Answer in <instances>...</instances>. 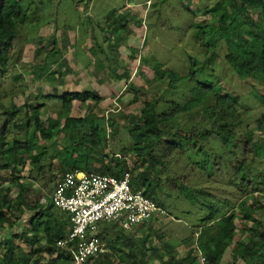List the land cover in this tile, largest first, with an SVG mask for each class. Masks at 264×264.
Listing matches in <instances>:
<instances>
[{
  "label": "trees",
  "instance_id": "obj_1",
  "mask_svg": "<svg viewBox=\"0 0 264 264\" xmlns=\"http://www.w3.org/2000/svg\"><path fill=\"white\" fill-rule=\"evenodd\" d=\"M28 3L29 0H0V65L3 69L8 67L11 59L12 49L20 34L19 25L25 23L27 18ZM237 4L234 0H226L224 4L216 1L212 6L206 5L204 11L220 8L222 39L226 40L228 46L226 61L233 70L241 78L264 82V23L253 20L247 14V7L259 8L264 13V0H237ZM52 42L57 46L56 39ZM51 52L55 53L56 47ZM190 62L187 77L196 79L195 82L192 81L189 99L183 103L174 100L169 104L166 102V106L161 103L160 97H152L144 102L139 114L130 116L127 127L133 144L127 152L134 158L132 167L126 153L116 155L115 152H106L107 135L117 134L119 125L117 119L108 118L110 130L107 134L104 117L95 113L102 96L77 89L60 94L58 87L54 86L50 93L40 94L42 101L28 104L27 110H31V118L34 120L32 134L24 139L17 137L11 141L4 140L2 144L3 162L0 163V171H10L11 181L17 187V195L10 196V187H4L0 183V234L4 233L7 224L14 227L9 214L15 216L19 210L30 211V216L27 217L29 225L20 233H10L13 231L10 230L0 239V264H73L72 250L57 245L58 240L64 238L69 231L70 214L55 206L48 195L46 205L38 201L30 203L27 197L29 188L20 175L21 166L30 157L33 168L37 170V161L43 159V153H50L41 141L56 140L57 130L61 128L65 129V138L70 139L71 144L66 146L68 151L65 154L58 155L54 152L60 161L57 165V173L61 174L59 177L74 169L108 173L117 177L130 170L133 188L142 190L163 207L167 205L163 200L165 196L174 192L186 200L202 195L203 191L196 193L194 187L188 185L196 171L207 172V178L210 179L215 173V167L218 171L227 168L231 184L237 186L243 197L231 211L218 217L216 208H208L203 204L208 212L210 209V213L201 217L202 230L199 232L193 228L190 238L199 234L197 246L205 254L207 264H224L225 254L230 257L226 258V264H264V215L259 217L256 213L257 208H264V202L260 199V196L264 198V167L261 164L264 152L260 146V140H264V112H258L255 126L251 127L252 124L246 119L250 111L248 108L241 109L239 95L216 91L212 86L215 85L213 82L204 84L203 81H197L198 63L192 59ZM42 68L43 71L38 76L48 71L46 66ZM117 70H112L117 79L129 81L130 69L125 67L121 74H117ZM153 70L155 81L168 80L166 92L176 90L183 78L175 71L165 68L158 60ZM132 90L135 91L133 101L137 102L139 93L145 91V88L141 86ZM211 95L214 103L205 104ZM51 100L58 101L61 105L57 116H49L48 122L41 121L40 108L48 105L47 101ZM87 100L94 102V110L89 115L73 116L74 102L78 101L79 106H83ZM259 100L264 104V94L260 95ZM20 114L18 109L8 110L7 121L2 124V139L6 138L9 122ZM182 118H188L192 125L183 126ZM87 125L92 130L81 134V130ZM13 126L20 130L21 124L13 122ZM214 142L221 145L219 150L212 148ZM224 148L225 151L222 152ZM189 151L202 154V158L191 166L190 163L187 164L184 171H174L172 177L168 175L171 179L167 180L166 189L161 174L170 171V167L177 165ZM228 159H237L238 162L232 172L230 169L234 167H228ZM49 161L54 163V160ZM96 162L100 164L96 165ZM53 183L54 179L46 181L45 186L49 188ZM54 188L52 186L50 191ZM223 204H228L227 200ZM161 219L162 217H156L148 220L140 227H146L151 221H162ZM151 232H154V228ZM128 233L117 222L102 223L98 236L107 244L108 249L90 257L83 264H200L194 246L180 256L174 253L175 247L165 241L162 253L157 245H148V236L143 235L138 239L135 234ZM155 233L160 238L159 231L155 230ZM18 238L24 244L18 243ZM109 247L117 256L109 251ZM45 255L47 261L40 263Z\"/></svg>",
  "mask_w": 264,
  "mask_h": 264
},
{
  "label": "rangeland",
  "instance_id": "obj_2",
  "mask_svg": "<svg viewBox=\"0 0 264 264\" xmlns=\"http://www.w3.org/2000/svg\"><path fill=\"white\" fill-rule=\"evenodd\" d=\"M216 1L224 4L226 0H29L27 18L25 23L19 25L20 34L12 49L8 67L3 69L0 65V134L2 124L7 121L8 110L21 111L14 121L9 122L6 138L0 137V163L3 162L4 140L11 141L17 137L24 139L32 134L34 120L31 118V110H27L28 104L42 101L40 94L50 93L56 86L60 94L77 89L102 96L95 113L104 117L107 134L110 130L108 118L117 119L119 125L117 134L107 135L106 152L120 155L126 153L132 167L134 158L127 152L133 144L127 127L130 116L139 114L144 102L152 97H160L161 103L166 106L173 100L183 103L189 99L192 81L195 82L196 79L187 77L191 59L198 63L197 81H203L204 84L213 82L215 85L212 86L216 91L239 95L241 109L248 108L250 111L246 119L252 124L251 127L255 126L256 115L260 111L264 112V104L259 100L260 95L264 94V82L241 78L226 61L228 46L226 40L222 39L220 8L204 11L206 5L212 6ZM234 2L237 4V0ZM247 11L253 20L264 23L262 10L247 7ZM54 38L57 46L52 42L55 41ZM55 47L56 52L52 53L51 50ZM157 60L165 68L183 77L176 90L166 92L168 80L153 79V68ZM45 66L48 71L38 76ZM125 67L131 70L129 81L117 79L116 73L112 71L117 68V74H121ZM141 86L145 91L139 93V100L134 102L135 91L132 88ZM47 102V107L43 105L40 108V119L44 122H48L49 116H57L61 107L58 101ZM212 103L214 98L211 95L205 104ZM74 104L73 116L89 115L94 110V102L91 100H87L83 106H79L78 101ZM13 122L21 124L20 130L13 126ZM181 122L183 126L192 125L188 118H182ZM91 130L92 127L87 125L81 130V134ZM65 134V129L61 128L57 130L56 140L41 141L50 153H43V159L37 161V170L33 168L32 157L21 166L20 175L29 188L27 197L30 203L38 201L45 204L47 195H51L50 189L61 175L57 173L60 161L54 152L58 155L65 154L68 151L66 146L71 144ZM260 146L264 152L263 139L260 140ZM220 147L218 142H214L212 146L214 150H219ZM186 156L177 165L171 166L170 171L161 174L166 189V182L171 179L174 171H184L187 164L190 163L191 166L202 158V154L190 151ZM49 160H54V163ZM261 160L264 167V156ZM227 164L228 167L233 165L231 172L238 166L237 159H228ZM204 173L196 171L188 182L196 193L203 191L202 195L199 194L193 200L179 197L177 192L166 195L163 200L166 201L168 215L162 217V221H151L146 227H139L131 234H138V239L143 235L148 236V245H157L162 253L165 241L173 245L174 253L180 256L194 246L200 264L206 263L202 258L205 254L197 246L199 234L194 235L193 232L194 237L190 238L193 228L199 232L202 230L200 219L207 214L210 206L216 208L218 217L231 211L243 195L236 185L231 184L227 168L218 171L215 167V173L210 179L207 178L208 173ZM168 175L171 177L168 178ZM52 179L53 185L47 188L45 182ZM0 183L4 187H10V196L17 195V187L11 181L10 171H0ZM260 199L264 202L262 196ZM225 200L228 204H223ZM256 213L263 217L264 208H257ZM9 216L14 221V227L7 224L0 239L10 230H13L10 233H20L29 225L28 210H19L15 216ZM238 224L242 226L240 221ZM152 228L154 232H151ZM155 230L159 231L160 238ZM17 242L24 244L21 238ZM227 257L228 254H225L224 264L227 263ZM46 258L45 255L40 263L46 262Z\"/></svg>",
  "mask_w": 264,
  "mask_h": 264
},
{
  "label": "built area",
  "instance_id": "obj_3",
  "mask_svg": "<svg viewBox=\"0 0 264 264\" xmlns=\"http://www.w3.org/2000/svg\"><path fill=\"white\" fill-rule=\"evenodd\" d=\"M53 201L72 212L73 227L58 245L72 249L74 264H83L105 250L97 234L100 223L118 222L125 229H132L167 214L155 200L131 186L129 172L121 177L79 170L67 172L58 182Z\"/></svg>",
  "mask_w": 264,
  "mask_h": 264
},
{
  "label": "clouds",
  "instance_id": "obj_4",
  "mask_svg": "<svg viewBox=\"0 0 264 264\" xmlns=\"http://www.w3.org/2000/svg\"><path fill=\"white\" fill-rule=\"evenodd\" d=\"M116 155H120V153L119 154H116ZM75 170H79V171H84V172H93V171H86V170H82V169H74V170H70V171H67V172H71V171H75ZM66 172V173H67ZM126 172H129L130 173V175H131V180H132V173H131V171L130 170H127V171H125L124 172V174L126 173ZM66 173H64L63 175H62V177L66 174ZM95 173H99V172H95ZM103 174H108V173H103ZM123 174V175H124ZM110 175H112V174H110ZM122 175V176H123ZM115 176V175H114ZM62 177H59L58 179H57V183L55 184V188L53 189V191L51 192V195H50V198H51V202L54 204V201H53V193H54V191H55V189H56V187H57V185H58V182H59V180L62 178ZM131 186H132V184H131ZM133 187V186H132ZM135 189V188H134ZM136 190H140V189H136ZM142 191V190H141ZM143 192V191H142ZM144 193V192H143ZM145 194V193H144ZM146 195V194H145ZM151 198V197H150ZM154 200V199H153ZM157 202V201H156ZM158 203V202H157ZM42 205H46L47 204V199L45 200V204H43V203H41ZM55 205V204H54ZM160 205V204H159ZM56 206V205H55ZM160 206H162V205H160ZM58 207V206H57ZM163 207V206H162ZM60 208V207H59ZM165 210H166V208L165 207H163ZM62 209V208H61ZM63 210H65V211H67L69 214H70V222H71V225H70V228H69V231L67 232V234H66V236L64 237V238H62V239H65L66 237H67V235L69 234V232L71 231V229H72V227H73V223H72V220H71V216H72V212L71 211H69V210H66V209H63ZM167 211V210H166ZM168 215V212H167V214L166 215H162V216H157V217H164V216H167ZM155 218H153L152 220H154ZM102 223H104V222H102ZM102 223H100V225H99V228H98V235H99V232H100V226H101V224ZM118 223V222H117ZM145 223V222H144ZM144 223H142V224H140V225H137V226H135V227H133L132 229H125L124 227H122L119 223V226H121L122 228H124L125 230H126V232H129L128 234H131L130 233V231L132 232V231H134L136 228H139L141 225H143ZM61 240V239H60ZM59 241V240H58ZM103 242V241H102ZM104 244H105V250L104 251H100L101 253L102 252H105V251H107V249H108V247H107V244L105 243V242H103ZM57 245H58V242H57ZM59 246V245H58ZM60 247H62V246H60ZM64 249L65 248H67V249H71L70 247H63ZM72 250V249H71ZM73 252V251H72ZM100 252H98V253H100ZM98 253L97 254H95V255H92V256H90V257H94V256H97L98 255ZM73 256H74V253H73ZM89 257V258H90ZM88 258V259H89ZM202 258H203V260H205L206 261V263H204V262H202V264H207V258H206V256L205 255H202ZM87 259V260H88ZM74 260H75V258H73V264H74ZM86 260V261H87ZM85 261V262H86ZM84 262V263H85Z\"/></svg>",
  "mask_w": 264,
  "mask_h": 264
},
{
  "label": "crops",
  "instance_id": "obj_5",
  "mask_svg": "<svg viewBox=\"0 0 264 264\" xmlns=\"http://www.w3.org/2000/svg\"><path fill=\"white\" fill-rule=\"evenodd\" d=\"M134 231H136V230H134ZM134 231H132V232H134ZM135 236L138 237L139 235L137 234V235H135ZM116 246H118V244H117ZM109 251H110L114 256H117V254H114V250H113L111 247H109Z\"/></svg>",
  "mask_w": 264,
  "mask_h": 264
}]
</instances>
